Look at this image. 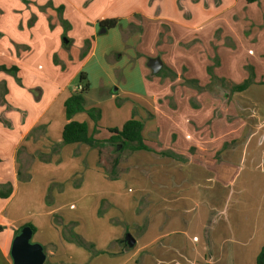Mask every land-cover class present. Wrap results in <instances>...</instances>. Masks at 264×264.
I'll return each instance as SVG.
<instances>
[{"label":"crops","instance_id":"1","mask_svg":"<svg viewBox=\"0 0 264 264\" xmlns=\"http://www.w3.org/2000/svg\"><path fill=\"white\" fill-rule=\"evenodd\" d=\"M80 1L54 3L65 6L62 16L67 22L77 24L72 12ZM49 12L38 13L35 25L23 26L22 31L19 21L24 25L28 11L22 17L15 14L11 30L21 37L15 41L26 42L29 49L20 53L13 48L0 50L5 52L2 62L18 66L20 72L22 68L25 74L34 72L36 53L46 60V71L36 81L23 73L37 99L27 93L26 100L37 112L28 114L15 141L8 129L1 136L0 142L5 144L0 145V166L6 158L9 174L4 177L0 172V181L12 183L10 195L1 199L7 201V207L13 204L8 214L16 209L18 217L8 215L9 222H0V229L9 223L21 222L19 228L32 225V237L45 253L43 264H255L264 243V0H112L91 18L89 32L76 36L70 31L67 42H62L63 28L58 23L52 29L48 26ZM105 18H115L118 24L103 31L98 21ZM37 30L52 42L48 53L31 39ZM71 38L75 47L64 51L62 44ZM86 38L89 46L81 56ZM152 57L162 62L157 73L146 64ZM74 62L78 68L67 78ZM207 67H211L212 77ZM162 69L169 74L155 76ZM170 72L177 76L171 77ZM249 74L251 82L241 91L225 90L215 82L231 89ZM84 83L88 84L83 93L84 111L75 113L72 120L85 122L89 135L107 139L109 128L121 127L134 116L142 121L144 143L153 150L134 151L127 162L128 171L117 179L105 173L101 161L99 165L96 148L84 143L58 147L66 123L64 101ZM38 85L42 86L39 97ZM93 89L103 91L88 104ZM115 96L123 98L120 106L115 105ZM191 98L200 108L191 105ZM93 107L101 110L96 124L86 112ZM12 120L15 127L18 120ZM19 149H24L20 157L29 174L24 182L17 179ZM161 150L168 154L155 158ZM207 163L221 167L224 183L235 180L232 195L242 199L249 191L261 193L255 195L254 206L248 208L245 201L243 208L240 203L201 212L190 210L203 198L199 184L205 183ZM257 177L262 180L255 181ZM250 180L253 185L249 186ZM50 185L54 186L49 192ZM20 188L24 193L19 196ZM31 194L37 205L22 215L19 204L30 200ZM66 199L75 204L71 210L66 209ZM183 216L189 218L181 220ZM122 221L125 227L120 225ZM69 223L93 245L92 250L64 239L62 226ZM135 228L139 236H135ZM191 229L201 235L196 236L198 242L205 240L208 258L206 249L191 256L187 244ZM127 233L135 239L132 246L125 241ZM11 238L1 248L0 264H12Z\"/></svg>","mask_w":264,"mask_h":264},{"label":"rangeland","instance_id":"2","mask_svg":"<svg viewBox=\"0 0 264 264\" xmlns=\"http://www.w3.org/2000/svg\"><path fill=\"white\" fill-rule=\"evenodd\" d=\"M81 1H82V3L80 5L77 3L79 8L77 6V9H75V10L72 9V10H74L72 12V16H73V18L77 24H74V23L71 24V22L65 23V33H64V35H62V42H63L64 38L68 39V33L70 31H73L76 36H81V35L85 34L86 32H89L91 29V24H90L91 18H93L99 12H102L103 9L107 8V6L111 3L112 0H81ZM54 2H56V0H0V50H4L5 47L7 49L13 48L15 50V53H20L23 50L25 51V50L29 49V46L27 44H25L26 42H23V43L21 42V44H18L20 42L15 41L16 37L17 38H21V37H20V35L16 36V33H14L11 30V24H10V22L15 19V14H18V15H20V17H22L23 12H25L26 10L28 11L29 17L27 19H25L24 25L21 23V20L19 21L18 28L21 29V31H22L23 26L24 27H32L35 25V21L37 20L38 13H40V12L47 13L49 11L54 12V13L49 12V14H47L48 26L50 27V29L54 28L57 25V23H58V26H60L61 28H64V25L59 20V16H58V12H57V5H55ZM7 3L10 5V8H11L10 11L7 10V5H6ZM18 6H20V7H18ZM15 7H17L18 10L13 9ZM64 8H65V6H63V10L61 11L62 14H63ZM53 18H55L54 22L51 21V19H53ZM38 27H41L40 24H38ZM39 29L41 30V28H39ZM164 29H165V31H167L166 27ZM97 32H100V29H98ZM23 37H26V36L23 35ZM44 38L42 37L41 32L38 33V30H37V33H35V32L31 33V39H33L35 46L36 47L40 46L42 49L41 51L43 53H48L50 51L49 49H51L52 42L50 40H47L46 38L45 39ZM75 42L76 41L74 40V38H71L70 42L68 44L63 43L61 48L64 49V51L69 52L70 49L75 47ZM87 42H89V39H87V38L84 39V41L80 47L79 54H81V50H84L86 48ZM3 55H5V52L0 51V64H1L0 66H4V68H5V69H0V141L2 140L1 136H3L5 134V132L7 131L5 129H8L9 133L13 132L12 134H9V136H10V138L13 137L12 139H14L13 141H15L17 136L19 135L20 128H22V125L26 124V122H27L26 120L29 117L28 114L31 113L33 115V114H35V112H37L34 107L29 106V104L26 100L27 93H29L31 96H33L35 101H37V99L35 97V88L28 87L24 81L25 76H23V73L27 72V71H25L21 68V72H20L19 67L16 65H14V67H16V69H14V68L12 69L11 66H7L5 62L1 61L2 58L4 59V57H2ZM57 55H55V56L57 57ZM55 56L53 57L54 59H55ZM33 57H34V61L32 63V69L34 70V72L30 71V72H28L29 74L24 73L26 76H28L27 78L31 82L36 81V77L42 76V73L46 71V69H45V67H46L45 61L46 60L43 58V55L38 56V54L36 53ZM61 67L63 70L62 65H61ZM77 68H78V64L76 62H74L72 64V66L70 67V69L68 70L66 77L69 78L71 75H73ZM168 74L169 73L167 71L162 69L160 74H155V76L164 77ZM215 82L220 84V86L223 89L225 88V90L231 91V89L228 88V86L226 84L221 83L219 80H215ZM36 88H38V90H39V95H38V97H39V96H41L42 86L38 85ZM196 89L199 90L198 88H196ZM112 90H114V87H112ZM102 91H103L102 89H99V90L93 89L87 96V103L89 104V103L93 102V100L100 97ZM211 91L214 92V88H211ZM215 91H218V90H215ZM104 92H105V90H104ZM114 99H115L114 100L115 105L120 106L122 101H123V98L115 96ZM169 105L173 106V103L170 102ZM191 105L197 109L200 108L199 104L197 103V101H195L194 98H191ZM93 108L99 110V112H100L99 118H100V115H101L100 108L99 109L95 108V107H93ZM90 109H92V108H90ZM27 111H29V112H27ZM105 113H106V111H105ZM12 118L15 119V122H17V120H18V124H16L15 127H14V124L12 126V121H13ZM15 122H13V123H15ZM118 124L116 126H119ZM117 128H119V127H117ZM101 134L103 135V133H100V135ZM11 135H12V137H11ZM4 144H5L4 142H0V145H4ZM118 150L114 149V146H112V145H110L106 149L104 148L102 151V154H99V156H100L99 160L102 162V164L105 167H107V170H109L110 172L112 170H115L121 174L123 172L125 173L128 171L129 166H127L128 165L127 162L129 161L130 155L134 151H130V150L126 149L122 152H119ZM23 151H24V149H22V152ZM117 151L119 153H117ZM161 151H165V150H161ZM161 151H159V152H161ZM22 152H20V154ZM20 154L18 152V155H17V162H18L17 179L19 181L24 182L28 179H23L22 174L20 172V163H19V158H18L19 156H21ZM157 154L159 156L157 155V157L155 156V158H157V159H158V157L162 158V156H163V155H161L162 153L161 154L157 153ZM33 158H34V156H33ZM20 159H22V158L20 157ZM22 160H23V168H25L26 165H25L24 159H22ZM2 161H3V163L0 166V172L5 177L6 175L9 174V163H8V161H6V158H4ZM30 162L32 163L33 161H30ZM114 162H117V166L114 167L115 169L114 168L112 169ZM120 163H121V165H124V166L123 167L118 166V165H120ZM220 170H221V167L215 168L210 163H207V166L205 167V170L203 171V172H205L204 173L205 178L203 179V182H205V183L199 184L204 189V193H201L203 198H202V200L194 203V204H196L197 207L193 206V204H192V208L191 209L189 208L190 210H198L201 212V210L207 211V210H212L213 208L215 209V208H220V207H236L237 204H240V203H241V205L243 204L242 205V208H243V206L246 207V204H244L245 201H247L248 208L254 206L253 202H256V200H257L256 196H260L261 193H258V194L255 193L254 194V191H252V192L249 191L248 193H246L242 196V199L239 195L238 196L232 195V190L233 191L235 190L234 185H233L235 180H233L231 182L224 183L225 177L220 175ZM227 171H230V169H227ZM258 171L259 170L256 168L255 169L256 176L259 175ZM26 172H28L27 167H26V169L23 170V174H25ZM18 173H20V174L18 175ZM223 174L225 175V173H223ZM216 180H218L221 183H224V185L220 184ZM257 180L261 181L262 177H257L255 179V181H257ZM245 181H247V179H245ZM252 182L253 181L250 180L248 185L250 186L252 184ZM11 184L12 183H10L9 180H6L4 182L0 181V191H7L8 188H10L12 190ZM262 185H263V183L260 186H262ZM52 186H54V185H52ZM52 186L51 185L49 186V192H50V188H52ZM260 186L258 188H260ZM18 192H19V196L22 193H24V191L21 188L19 189ZM49 194L50 193H47L46 195H49ZM31 196H32V198L30 200L25 199L23 203L19 204V213L20 214H22L23 212H28L31 208H33L35 205H37L36 197L32 194L30 195V197ZM1 198L5 199V197H0V222H6L7 223V222H9L8 221V215L11 217H13V216L18 217V215L16 213V209H15V213L8 214V209L10 211H12L13 204L10 203L9 206L7 207V201L4 199H1ZM234 199H235V201H234ZM14 202H16V200H14ZM66 202L69 204V206L66 209L71 210L73 207H75V204H72V203L70 204L69 199H66ZM139 202H140L139 207L143 206L144 199L140 200ZM11 205H12V208L10 207ZM101 214H102V210H100V213L98 215H101ZM22 215H19V216H22ZM188 218H189V216H183V217H181V220H186ZM144 220H146V219H144ZM21 224H22L21 222H18L16 224L9 223L7 225V227H5V228L2 227L0 229V262L3 260L2 254H1L2 246L5 244V242L9 241V238H11V236H12V238L14 237V235L16 234V230L20 229L19 227ZM68 225H70V228H71V227H74L75 224L69 223ZM92 225L95 228V224H92ZM120 225L125 227L124 221H122V223L120 222ZM204 228L205 229H204L203 235L205 234V239L207 241V238H206L207 234L205 231L206 226H204ZM139 233H140V231H138L137 229L134 232L135 236H139L138 235ZM179 236L181 237V235H179ZM189 236H190V239H189V241H187V244L191 246V248L189 249L191 256L197 257L195 253H197V252L201 253L202 250L206 249L207 252L205 253V255L208 258V256L210 255L209 249L206 248L205 240H203L202 242L201 241L198 242L196 236H201V235H198V231L196 229H191V231L189 230ZM193 236L196 238L193 239ZM12 238H11V240H12ZM65 240L68 241L67 239H65ZM31 241L36 242V241H34V237H31ZM69 242L74 243L72 241H69ZM124 246H125V248H127L126 243H124ZM174 251L176 253L175 249H174ZM175 253H173V255H175ZM203 264H208V262H205Z\"/></svg>","mask_w":264,"mask_h":264},{"label":"trees","instance_id":"3","mask_svg":"<svg viewBox=\"0 0 264 264\" xmlns=\"http://www.w3.org/2000/svg\"><path fill=\"white\" fill-rule=\"evenodd\" d=\"M152 1V0H150ZM63 10V6L60 5L57 7V12L59 16L60 22L64 25L63 28V35L65 33V23L67 22L63 16L61 11ZM118 24V20L115 18H105L98 21V25L101 28H112L115 27ZM89 46V42H87L86 48L84 50H81V56L85 55L87 48ZM12 69H16V67L11 66ZM0 69H5L4 66H0ZM207 71L209 74H211V77L213 76L211 67H207ZM171 77L175 78L177 75L175 73L170 72ZM251 76V77H250ZM80 80L83 79L82 73L79 75ZM252 74H249V77L243 81V83L239 85H235L231 88L233 91H241L245 89L248 84L251 82ZM184 82H188L187 80H184ZM195 87L198 88L195 82ZM88 89V84L84 83L82 85V90L79 92L72 93L65 101H64V112L66 117V123L64 124L61 132V141L58 143V147L64 145V144H70V143H84L92 148H96L99 152V154H102V151L105 147L112 145L114 146V149L118 150L119 152H122L126 149L130 151H136V150H146V151H153L148 145L144 143V139L142 136V128L143 123L141 120L136 119L134 116L126 120L121 127H113L109 128L108 131L111 133L109 138L107 139H97L93 135L88 134V127L85 122H78L75 120H72V117L75 113L84 111V98L83 93ZM200 89V88H198ZM88 116L93 120V122L96 124L97 120L99 119V110L97 109H89L86 110ZM94 132H96V127H94ZM108 144V145H107ZM57 146V145H56ZM117 151V153H119ZM22 152V149H19V154ZM158 153H162L161 155L165 156L168 154L166 151H161ZM19 158L20 163V172L22 174L23 179H29V174H23V170L26 169L23 168V160ZM47 160H49V156L46 157ZM45 158V160H46ZM30 160V159H29ZM101 164L99 160V165ZM112 169L117 166V162L113 163ZM103 169L105 170V173L109 175L111 179H117L120 176V173H118L115 170H112L111 172L107 170V167H105L103 164ZM115 169V168H114ZM20 173H18L19 175ZM21 176V175H20ZM11 193V189L8 188L7 191H0V197H8ZM103 201L101 202V204ZM100 210V209H99ZM102 210V209H101ZM100 213V211H99ZM29 225L32 230L34 231V227L30 224ZM62 235L64 239H67L68 241H72L76 243L77 245L87 248V249H93V245L86 243L78 234H76L73 231V228H70V225H63L62 226ZM19 231V229L16 230V233ZM66 237V238H65ZM255 264H264V243L257 254L256 262Z\"/></svg>","mask_w":264,"mask_h":264},{"label":"water","instance_id":"4","mask_svg":"<svg viewBox=\"0 0 264 264\" xmlns=\"http://www.w3.org/2000/svg\"><path fill=\"white\" fill-rule=\"evenodd\" d=\"M103 31L105 28H101ZM64 42L67 40L64 38ZM147 66L153 73H157L162 62L159 57H152L147 60ZM33 230L29 225H23L11 240L9 254L12 264H43L45 261V253L43 247L38 242H32L31 237ZM125 241L129 246H132L135 239L127 233Z\"/></svg>","mask_w":264,"mask_h":264},{"label":"built area","instance_id":"5","mask_svg":"<svg viewBox=\"0 0 264 264\" xmlns=\"http://www.w3.org/2000/svg\"><path fill=\"white\" fill-rule=\"evenodd\" d=\"M76 90H77L78 92L81 91V90H82V85H81V84L78 85L77 88H76Z\"/></svg>","mask_w":264,"mask_h":264}]
</instances>
